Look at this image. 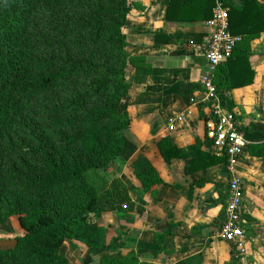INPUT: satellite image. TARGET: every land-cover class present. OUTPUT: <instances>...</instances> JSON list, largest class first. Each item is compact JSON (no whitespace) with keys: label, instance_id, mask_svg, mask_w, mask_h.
I'll list each match as a JSON object with an SVG mask.
<instances>
[{"label":"crops","instance_id":"crops-1","mask_svg":"<svg viewBox=\"0 0 264 264\" xmlns=\"http://www.w3.org/2000/svg\"><path fill=\"white\" fill-rule=\"evenodd\" d=\"M129 1L126 50L139 62L126 69L129 89L119 110L130 124L119 157L95 171L98 191L113 206L96 220L100 243L114 245L96 249L64 241L60 264H99L106 256H133L135 264H264V148H251L264 145V31L233 34L238 60L230 82L240 86L220 89L245 140L239 158L245 254L238 260L216 237L225 219L228 176L210 151V108L200 102L206 65L198 46L215 0ZM241 1L225 0L235 7ZM256 1L264 7V0ZM117 195L128 201L117 202ZM12 217L0 226L2 250L13 249L15 235L23 233Z\"/></svg>","mask_w":264,"mask_h":264},{"label":"trees","instance_id":"trees-1","mask_svg":"<svg viewBox=\"0 0 264 264\" xmlns=\"http://www.w3.org/2000/svg\"><path fill=\"white\" fill-rule=\"evenodd\" d=\"M223 1L232 34L264 31L256 0ZM130 9L129 0H0V226L16 216L23 229L13 249H0V264H60V246L70 239L114 245L100 243L96 223L112 203L85 175L107 168L126 144L130 116L119 106L129 89L126 69L139 62L126 50ZM234 51L216 69L217 89L240 86L230 82ZM12 190L16 201L3 202ZM76 197L80 206L69 214L49 206ZM99 264L135 258L106 256Z\"/></svg>","mask_w":264,"mask_h":264},{"label":"built area","instance_id":"built-area-1","mask_svg":"<svg viewBox=\"0 0 264 264\" xmlns=\"http://www.w3.org/2000/svg\"><path fill=\"white\" fill-rule=\"evenodd\" d=\"M207 26L209 31L198 46L206 65L200 78L204 88L200 102L210 108L205 130L210 141V151L214 156L223 158V167L228 176L225 219L216 237L230 244L234 258L242 260L245 254V226L241 214L244 183L239 173V158L245 140L234 113L225 103L223 92L213 82L217 67L232 55L238 41V37L229 30L228 10L222 0H215L212 18ZM127 206L123 203L121 208L126 209Z\"/></svg>","mask_w":264,"mask_h":264},{"label":"rangeland","instance_id":"rangeland-1","mask_svg":"<svg viewBox=\"0 0 264 264\" xmlns=\"http://www.w3.org/2000/svg\"><path fill=\"white\" fill-rule=\"evenodd\" d=\"M85 176H86L88 183L93 185L94 188L97 190L98 194L103 197L105 194H101V192L98 191L97 186H98V183L100 180L97 178L96 172L95 171H89L86 173ZM75 189L77 190V192L83 191V187H77ZM17 197H18V191L12 190V191H8L7 193H5L1 199L5 203H13L16 201ZM49 206L54 208L58 212L69 214V213L75 211L77 208H79L80 199L78 197H76L73 200H65V201L63 199H57V200L51 201L49 203ZM16 218H17L16 216H13L11 220L19 226ZM4 225H6V224H4ZM1 226H3V225H1Z\"/></svg>","mask_w":264,"mask_h":264}]
</instances>
